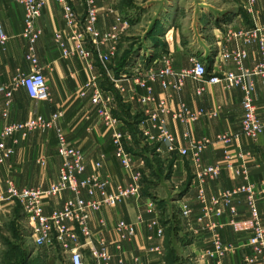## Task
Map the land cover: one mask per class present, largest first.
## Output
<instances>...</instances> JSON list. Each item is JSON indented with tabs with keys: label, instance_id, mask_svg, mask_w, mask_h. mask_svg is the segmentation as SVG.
Segmentation results:
<instances>
[{
	"label": "crops",
	"instance_id": "1",
	"mask_svg": "<svg viewBox=\"0 0 264 264\" xmlns=\"http://www.w3.org/2000/svg\"><path fill=\"white\" fill-rule=\"evenodd\" d=\"M96 2L99 19L93 41L89 39L91 47L99 45L116 16L122 15L130 21L117 45L115 57L105 64L95 55L92 66L88 67L75 56H63L56 35L63 32L69 48H72L73 42L69 39L71 29L65 23L63 5L49 0L38 20L42 34L34 46L38 68L47 78L49 95L33 99L26 88L17 84L21 77L33 71V65L27 59L30 44L23 36L24 5L14 0H0V21L9 37L7 42L0 43V83L15 88L8 117L0 114V132L7 124L40 115L48 118L54 113L59 114L54 127L33 130L26 137L17 135L4 141L14 147V153L0 163V194L7 191L9 181L21 188H48L58 180L61 158L57 152L56 137L57 129H61L69 143L85 154V176L100 174L109 181L112 191L134 183L140 186L141 195L138 198L127 197L116 205L91 212L88 226L97 246H107L114 258H122L127 264H245L251 253L248 236L234 232L230 226L231 214L223 202V193L243 184H253L264 225V134L252 139L242 133V101L245 95L242 88L227 89L222 84L208 83L192 76L184 78L181 88L174 87V84L181 73L193 69V59L207 66V77L221 76L228 71L240 72L234 61L223 57V53L237 47L247 50L244 67L253 69L261 59L258 42H246L237 36V32L264 24V0H257L252 12L246 7L245 0H195L191 8L167 9V32H164L163 43L156 48L155 56L144 59L145 63L126 64L121 69L117 59L136 30L135 25L123 6V0ZM68 3L75 16V24L84 31L83 22L87 15L85 1L69 0ZM109 47L110 43L100 46L102 52H107ZM165 56L172 59L175 74L166 77L167 85L157 75L152 81L154 101H139L144 89L136 84L138 75L158 73ZM248 80L255 82L254 99L258 115L264 122V80L260 76H251ZM201 87L204 92L199 93ZM82 93L85 95L82 96ZM104 99H108L106 105ZM162 100L169 110L160 115L167 130L176 136L181 147L202 143L199 154L201 165L218 166L220 175L205 176L200 180L196 177L197 168L191 155L172 154L166 143H155L146 137V129L158 132L153 126L159 121L152 116L158 113V104ZM181 103L193 111L203 110L205 115L197 121L182 124L173 117V112ZM104 107L125 132L124 149L130 161L129 167L123 165L122 156L112 140L111 125L99 112ZM224 132L233 135L230 161L222 144L208 142V139ZM97 161L102 163L100 168L95 166ZM230 162L232 166H229ZM243 170L248 172L247 179L238 173ZM163 175L170 183L171 194H177L173 199L179 206L176 213L171 212L167 216L160 211L159 200L153 191L156 185L154 178H163ZM199 187L204 190L207 207H215L213 200H219L224 209L223 216L205 213V204L198 197ZM83 194L86 196L85 192ZM70 197L72 193L64 192L47 199L45 212L49 214L52 209H61ZM0 206L3 207L0 216L2 264L5 238H23L25 245V239H30L32 226L23 214L20 201H3ZM185 206L192 209L191 215L185 214ZM232 207L236 208L240 218L249 216L245 195H238ZM121 221L134 226V235L121 238L116 229ZM159 226L163 228L162 235L158 234ZM73 231L75 239L67 238V249L56 235H52L42 247L51 251L60 249L70 264L69 248L78 247L83 256L82 264H103L93 257L80 224L74 223ZM215 235H219L223 244L233 245V249L221 259L206 255Z\"/></svg>",
	"mask_w": 264,
	"mask_h": 264
},
{
	"label": "built area",
	"instance_id": "2",
	"mask_svg": "<svg viewBox=\"0 0 264 264\" xmlns=\"http://www.w3.org/2000/svg\"><path fill=\"white\" fill-rule=\"evenodd\" d=\"M15 2L24 5V30L23 36L29 41V52L27 59L33 65V71L21 77L17 84L26 88L28 95L33 99H41L49 95V87L47 78L42 70L38 68V59L36 57L34 46L42 34V30L38 27V20L41 17L43 6L49 0H14ZM63 5L65 23L71 29L69 39L73 42V47L69 48L67 38L63 32L56 35V42L65 57L75 56L88 67L92 66L95 55L105 64H108L117 53V45L128 29L130 21L128 18L118 15L115 22L109 30L102 36L99 45L110 43L109 50L102 52L99 45L91 47L89 39L93 41V36L97 32V23L99 19V7L96 0H84L87 7V15L84 20V31H81L75 24V16L70 7L69 0H55ZM257 0H245V5L249 11H254V5ZM237 36L244 38L246 42L257 41L260 50L261 59L253 69H246L244 62L248 58V52L243 47H237L231 51L223 53V57L234 61L240 72L228 71L220 75H208L207 66L200 60L193 59V69L184 71L178 77V81L174 87L181 88L184 78L192 76L195 79L204 80L212 84H222L225 88L240 87L244 91V99L242 106L244 109L242 117V133L252 139L258 138L264 134V122L258 115L257 105L254 99L255 82L248 80L251 76H260L264 80V24L257 26L251 30L239 31ZM8 36L4 32L2 22L0 21V43H5ZM175 74L172 65V59L165 56L163 65L158 73L147 72L146 75L140 74L136 79L138 87L144 89V94L139 95L138 100L141 102L154 101V91L152 81L158 76L162 77L163 84L167 85L166 77ZM89 86V85H88ZM15 88L0 83V114L7 118L10 112V107L13 103ZM204 92V88L199 89V93ZM85 93H82L84 96ZM101 101V100H100ZM108 99H104L106 105ZM158 113H154L152 118L159 121V124H154L153 128H157L158 132L154 133L153 129H146L144 134L153 142L166 143L168 151L172 154L182 156L191 155L196 168V177L202 180L205 176L217 177L221 170L218 166L203 167L200 163V151L202 143H192L190 146L181 147L176 136L165 127V120L160 118L161 114L169 112L167 103L162 100L158 104ZM100 114L103 116L106 123L111 125L112 140L117 148L118 154L122 156V163L125 167L130 166L129 158L126 156L124 149L125 132L118 125V121L111 115L107 107L101 109ZM205 115L202 111H193L185 103H181L178 109L173 112V117L182 124H189L197 121ZM59 114L54 113L46 118L42 115L32 119L5 125L2 131L0 143V163L4 162L14 153V147L5 144L8 138H15L17 135L26 137L29 132L37 129H49L56 125ZM188 136V134H187ZM57 152L61 158V166L59 177L54 184L48 188H31L18 187L13 181H9L8 189L5 193L0 194V203L18 200L22 204L23 214L28 219L32 226L30 238L35 246H42L50 241L52 235H56L58 241L62 242L64 247L68 248L67 238L75 239L73 224L78 223L81 226L84 237L90 246L93 257L103 264H127L122 258H114L109 252L107 246H97L92 238L91 230L88 226V220L91 212L100 211L105 206L116 205L124 198H138L141 195L140 186L137 183L130 184L127 187H118L115 191L110 190L109 181L104 179L100 174L86 175V166L84 163V153L81 149L72 146L68 137L61 129H57ZM233 135L224 132L219 133L208 139L209 143H220L226 149V158L232 160L229 154L230 146L232 145ZM97 168L102 166L101 161L95 163ZM229 166H232L231 162ZM247 179V170L238 171ZM64 192L72 193L61 209L53 210L47 214L45 212V201L51 197L58 196ZM86 193V196L83 193ZM245 195L246 205L249 216L240 218L235 207H232L234 199L238 195ZM198 197L202 203H206L204 190L199 187ZM215 207H207L204 205L206 214H213L221 217L224 214V209L219 205V200L214 199ZM223 202L230 210L231 218L229 220L236 233H246L248 236V246L251 248V253L245 259V264H264V225L261 220L259 210V200L257 190L253 184H243L234 189L227 190L223 193ZM186 215L192 214V209L188 206L184 207ZM3 214V207L0 206V216ZM198 220H202L199 218ZM1 223V217H0ZM157 225L158 223L155 222ZM116 229L120 232L121 238L127 239L134 235V226L128 225L126 222H119ZM158 234H163V228L159 226ZM233 249V245H225L221 241L219 235H215L213 245L206 251L207 256L223 258L228 251ZM71 254V264H82L83 256L78 247L69 248ZM139 264H151L149 262H141Z\"/></svg>",
	"mask_w": 264,
	"mask_h": 264
},
{
	"label": "rangeland",
	"instance_id": "3",
	"mask_svg": "<svg viewBox=\"0 0 264 264\" xmlns=\"http://www.w3.org/2000/svg\"><path fill=\"white\" fill-rule=\"evenodd\" d=\"M193 2L195 0H123V6L131 16V22L136 30L120 51L117 62L120 64L132 51V55H135L126 64L139 65V63H145L144 59L149 60L150 57L155 56L156 48L162 45V36L168 27L167 9H183L186 6L191 8L195 5ZM2 131L0 132V143L4 140ZM163 176V178H154L156 185L153 191L159 200L160 211L163 216H167L171 212L176 213L179 206L173 199L177 194H171L170 183L165 179V175ZM31 240V238L25 239L24 245L23 238H5L6 250L2 264H70L60 249L51 251L42 246L36 247Z\"/></svg>",
	"mask_w": 264,
	"mask_h": 264
},
{
	"label": "trees",
	"instance_id": "4",
	"mask_svg": "<svg viewBox=\"0 0 264 264\" xmlns=\"http://www.w3.org/2000/svg\"><path fill=\"white\" fill-rule=\"evenodd\" d=\"M133 52V51H132ZM129 53L127 56H126V58L122 61V62H120V66H119V68L121 69V68H124L125 67V65H126V63L128 62V60L130 59V57L132 56V54L133 53Z\"/></svg>",
	"mask_w": 264,
	"mask_h": 264
}]
</instances>
